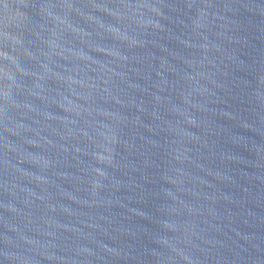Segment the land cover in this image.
<instances>
[{
    "label": "water",
    "instance_id": "obj_1",
    "mask_svg": "<svg viewBox=\"0 0 264 264\" xmlns=\"http://www.w3.org/2000/svg\"><path fill=\"white\" fill-rule=\"evenodd\" d=\"M0 264H264V0H0Z\"/></svg>",
    "mask_w": 264,
    "mask_h": 264
}]
</instances>
